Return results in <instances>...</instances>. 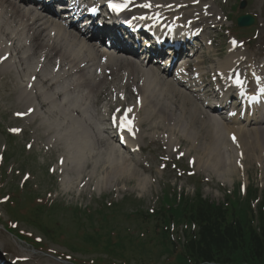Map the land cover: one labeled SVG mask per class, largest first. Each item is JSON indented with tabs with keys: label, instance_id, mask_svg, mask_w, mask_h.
<instances>
[{
	"label": "bare ground",
	"instance_id": "obj_1",
	"mask_svg": "<svg viewBox=\"0 0 264 264\" xmlns=\"http://www.w3.org/2000/svg\"><path fill=\"white\" fill-rule=\"evenodd\" d=\"M154 1L156 3H159L158 0ZM169 3L171 2H168L166 4ZM0 5H2V2H0ZM8 7L9 10L7 11H4L2 8H0V25L3 28L1 29V31L5 39L10 36L14 40L22 42L21 38L23 37V35H20L21 30H27L28 34L24 32L27 34V36H31V34L39 35L34 43H36V46L40 45L42 46V49H44V51H42L43 54H41L42 56H40V58L44 57L45 52L47 53L51 52V50L54 51L58 49L60 47V41L64 42V44H62V50L58 51V53H61L64 57L61 59V65H63L66 60L70 61L69 59H73L72 55H75L76 57L77 51L75 47H77V45L74 41L70 40L66 36L61 37L60 32L56 30L55 37L51 39L47 38L42 42V35L49 32L50 29L45 26L42 27V30L38 29L43 25L42 23L37 24L34 21L30 22L25 17L22 21L16 20V16L20 15L21 13L11 6ZM134 7L136 8L137 14L143 13L142 8L138 7V4H136ZM182 10H184V8H182ZM201 10L202 9L196 11ZM192 17L193 16L191 15L188 16V18ZM15 22H17V24H13ZM4 29L8 34H5ZM79 49L84 52V55L86 56V59L90 63V65L95 66L98 64L95 61L94 57L90 56V52L87 49V46L84 45L81 48L79 47ZM7 52L8 48L6 47V45L0 43V56L4 55ZM22 55V57L28 59L26 60V71L28 74L25 75L24 71L22 73L23 75L19 74L21 84L25 83V86H21V99H23V101L27 103V109L34 105L39 106L40 104H47L45 112L47 114V123L49 125L56 127L60 126L62 128H68L69 124L70 126H75L76 119L74 116L71 115L66 117L64 116V114L61 115L60 112L61 110H63V108H66V106L72 107L73 111L75 113L77 112L78 114L81 112H85L88 110L89 98L84 97L85 101L77 99L74 101V103L73 101H70L66 105H64V103H62V100H60L61 97L63 98V100L71 99L70 94H68V87L61 88L57 86L55 90H50L51 87H49V80L39 81L37 79L34 83L31 84L30 87L27 86L32 76H34L35 74L36 68L34 67L33 70L30 69L31 59L34 58V54L32 50L26 49V51ZM240 56L241 55L237 53L235 54L234 52L230 53L224 61L218 62L215 67H212V72H214L215 74L219 72L220 76L227 78L228 72L235 67L234 60H236ZM238 61L240 62L239 58ZM108 62L114 67H118V63H123V61H121L119 58H110ZM69 63L72 70L78 68L77 62ZM4 65L7 67L5 70L7 72H10V69L12 68L15 69L12 60L8 61ZM46 65H48V63H46L45 66ZM122 67L126 66H124L123 64ZM129 68L131 69V72H133V74L136 73V71H134L137 70L135 64L130 63ZM46 70L47 68L44 67L43 71H45V73ZM123 70L124 69L119 70L118 74H120V72ZM80 73L82 72L76 73L77 75H80V78L86 77L84 74L82 75ZM200 73L202 75L204 74L203 71ZM48 75L49 77L54 76L52 72H50ZM54 77V81L58 83L61 81L58 76ZM147 79L144 81V84H142V86L139 85L141 91V101L138 102L137 106L131 109V115L129 116L128 121H130L132 119V116H134L135 114H139L142 112V116H140L136 120V125L134 127H131L130 133L136 135L137 124L140 130H143V126L147 124L149 126L147 127V131H149L150 137L156 139V136H159L156 140L160 141L161 138L163 141H166L168 148L171 150L173 149V144L175 145V143L177 142H182L184 139L186 141H189V143L195 142V140L201 135V131L194 128V121H189L186 118L187 116L185 115V110L191 105L188 95L180 92V90L176 87H171L169 85L170 82L162 79L159 75H153L151 77H148ZM63 80H67V76L63 77ZM120 81L121 80L119 78L117 80V84L121 86L119 88L120 92L122 93V91L125 90L129 93L130 91L128 85L122 84ZM91 83L93 87H96L93 81H91ZM70 87H72V85H70ZM52 92L53 94L49 95V93ZM57 99H59V102L54 103L53 101H56ZM140 105L141 107L138 108ZM108 108L109 104L104 106L105 113L107 112ZM193 109L195 115L199 118L200 114L202 116L200 117L202 122L211 129L213 140L211 138L210 141H212L213 143L214 150L218 152L220 150L224 151L225 148H227V150L236 148V146L233 147L234 145H236V143L228 141L229 136L232 133H235L234 131L230 130V128L224 129L222 123L216 118L202 115L197 108ZM86 113L88 114V112ZM44 119L46 121L45 116ZM117 123L121 126V122ZM83 126H86V124L83 123ZM86 128L88 129V127ZM125 129H128V127L125 126ZM263 131L264 129L256 127L250 129L249 131H243L239 129L236 132L239 145H241V150L245 151L246 155L253 161L259 154V145L263 139ZM101 133L102 129L98 131L96 130L94 134L93 129H89L87 133L82 132L78 137H76L74 130L71 129L64 135H59V137L62 135L61 140L70 138L73 142L71 143L70 148L67 150V154H65L67 156V159L64 162V170L66 171L67 176H64L63 183L65 182V184H67V189H70L71 187H73L74 183L82 180L83 177L81 176L88 166L91 170V174L89 176L91 177L90 180H93L97 186L106 185L109 188L113 183L123 184L127 182H136V188H140L144 191L147 186H149L148 178L144 175L136 176L134 167L130 165V161L126 153L116 151L112 145L106 147H104V145H101V147H99V143L100 141L103 142L102 138L104 137L103 135H100ZM56 137L58 139L57 135ZM135 140H137V146H140L138 136H136ZM102 147L106 149L105 152L100 151ZM197 160L199 162V158H197ZM207 162L209 165H211L213 163V159L210 158ZM217 164L218 165H215L212 168H218L220 163ZM219 175L221 177L225 176L220 172ZM69 178H71L73 181H69ZM118 185H116V187Z\"/></svg>",
	"mask_w": 264,
	"mask_h": 264
},
{
	"label": "rangeland",
	"instance_id": "obj_2",
	"mask_svg": "<svg viewBox=\"0 0 264 264\" xmlns=\"http://www.w3.org/2000/svg\"><path fill=\"white\" fill-rule=\"evenodd\" d=\"M240 0H227L226 4H228V7H230V4H238ZM262 3V0H250L249 5L246 7V11H256L255 13L261 15V24L264 25V9L261 10L260 5ZM220 3L219 5H221ZM260 8V9H259ZM237 14V11L234 12V16ZM252 37V36H251ZM250 37V38H251ZM246 41V39L244 40ZM11 89L6 90L5 87L3 89H0V123H4L5 127L9 126V122L12 125H15V123L12 120V114L15 111L22 110L21 108H17V103L14 99L15 91L13 84L8 85ZM8 97V99H7ZM12 102V103H11ZM191 107V106H190ZM189 107V108H190ZM187 113V119L190 121H194V128L196 130L201 131V135L195 140V142L189 143V141H186L184 138L182 144H180L181 149L178 151L179 153H188L185 157V159H181L180 163H177L175 160L176 155L174 153H171L170 150H167V147L162 144L160 141H153L151 142L149 138H147L145 145L148 146V148L144 151L143 156L146 158L145 160L147 161V164L144 162L141 166H138L139 171L141 174L146 176L148 178V185L147 188L143 191L142 189H137L136 182H127V183H115L112 186H116L120 188L119 186H124L123 188H127L125 192H122L121 190L116 193L112 194V197L107 200V202H116L118 204V208H121L124 206L121 203L126 200L128 202V205H126L123 209H120L121 215L126 212L130 213L133 211L134 207H139L140 209H144L146 211H149V209L156 208L154 202L156 199L160 198L162 195V189L163 187H166L168 185H171L173 189H176L179 192L186 191L187 194L192 195L196 188L197 185H201V190L205 198L213 200V201H219L223 202V198L226 194L227 191H235L239 184L240 180H245L246 183L245 185L248 187L249 185H258L260 188V191L264 193V154L263 157L259 162H253L251 158H249L246 153L245 155L240 152L239 157L236 156V152H233L231 149L227 150L225 149L224 151H216L213 149V143L211 140H213V136L211 133V129L205 125V123L202 122L201 118L197 117L195 115L194 109H189L185 110ZM144 129L146 131H143L145 134H147V127H149L147 124L144 125ZM149 133V132H148ZM32 134V133H30ZM264 143V141H263ZM16 147L18 148V151L22 152V146L24 143L20 141H16ZM264 144L262 145L263 149ZM35 150V147L33 148L32 152ZM168 151L172 154L169 155ZM264 152V151H263ZM244 155V156H243ZM50 161L55 163V160L53 157L49 154ZM22 157H24L22 155ZM41 158V157H40ZM189 158H194L195 163L194 165L190 166L188 164ZM196 158H199V164H197ZM212 158L213 163L211 165L208 164V160ZM243 158V159H242ZM43 159V158H42ZM161 159H172L171 162H169L166 165V169H162V161ZM45 163L48 161L47 158L44 159ZM241 160L242 165H244V172H241L240 170V163L238 161ZM171 163H175L179 167H173L176 170H173L171 168ZM217 163H220L219 167L214 169L215 165H218ZM236 163H238L236 165ZM135 164V163H134ZM206 164V165H205ZM240 164V165H239ZM39 160L36 159L35 163V168L40 167L39 166ZM241 165V166H242ZM18 166V164H17ZM29 166V160L24 157L20 161V167L25 171L26 173V168ZM41 168V167H40ZM18 169V168H17ZM42 169V168H41ZM183 169H186L187 171H190L193 176H188L187 174H182L179 176V172H182ZM135 170V169H134ZM179 171V172H178ZM223 175L224 177H221L219 175V172ZM39 172H41L39 170ZM23 173V175L25 174ZM218 173V174H217ZM40 183L37 186L29 185L25 191V198H24V203L27 204L30 196L35 199L37 202H45L49 201L50 205L55 204L57 208H59L58 211H52L50 212V215L48 217L49 220L55 219V227L52 229H56L59 227L56 222H59V224L62 227V232H58V234H62L63 236H59L56 238L54 237V234H51V236H47L45 234H41L40 237L43 239V242L41 244H44L42 246H47L46 252L43 250H39L43 253H49L50 252H55L60 256L61 259L65 260L66 258H71L77 259L80 261L83 260H90V262L94 261L96 262L97 259L101 258V260H105L107 264H110L108 257L105 254H97V253H83V251H78L74 252L72 248L73 246H67L70 245L71 242H74L73 239L76 237L77 229L73 225V215L75 214L72 210V208H65L63 205H65L64 202H68V200L65 198L64 201H62L61 196L58 197V199H53L50 195L52 190L56 191L59 189V183L57 184L53 182H48L47 180L50 179V176L48 174L43 175V173H40ZM136 176H139L135 170ZM37 175V173H36ZM14 178L19 180V177H15L13 174ZM23 177V176H22ZM226 177V178H225ZM31 178H36L34 175L31 176ZM230 179V181L233 182L232 186H227L224 184V181H227ZM240 179V180H239ZM35 188V189H34ZM113 188L103 186L100 189V192L102 193L101 196H98V199L104 196H107L108 193L112 190ZM36 190V191H34ZM106 190V191H104ZM88 191V190H87ZM107 193V194H105ZM92 192H89L87 195L92 196L93 199H97L95 197V194L91 195ZM56 196V195H55ZM54 196V197H55ZM52 200H56L52 203ZM63 203H62V202ZM80 204L87 205V202L84 200L79 201ZM89 204H91V208L95 210V208H99V204H94L89 201ZM53 206V205H52ZM239 207H237L238 209ZM109 213V210L107 211ZM83 217V221H86L84 216L80 214V218ZM118 220L121 222L119 225V229H123L126 227H130L131 229H135L137 227V223L134 222H124V216H117ZM7 220V218H4ZM46 218H44L45 220ZM93 220H95L93 218ZM48 222V220H47ZM46 222V223H47ZM50 223V222H48ZM134 224V225H133ZM52 226V225H51ZM20 228L28 231L34 232V228L31 227L29 224H20ZM86 229L90 230V222L86 224ZM136 234L138 231L136 230ZM6 238H11L8 234H5L4 232L0 231V239H6ZM17 245H22L20 242H16L13 240ZM81 242V241H80ZM15 248V247H12ZM19 249L16 250V253L18 254ZM149 253V252H148ZM147 255V254H146ZM149 260L151 259H160L158 263L155 264H171V262L165 260V255L158 253V255H154V253H150L147 255ZM136 257L139 258V260H142L141 258L145 257L144 255L137 253ZM41 261V259H39ZM73 262V261H72Z\"/></svg>",
	"mask_w": 264,
	"mask_h": 264
},
{
	"label": "trees",
	"instance_id": "obj_3",
	"mask_svg": "<svg viewBox=\"0 0 264 264\" xmlns=\"http://www.w3.org/2000/svg\"><path fill=\"white\" fill-rule=\"evenodd\" d=\"M199 205H202L201 213L194 216L192 222L188 219L197 227V232L190 231L186 245L194 259L212 261L214 256H219L225 258L224 262L241 259L252 264H264V213L259 217L258 228H255L241 220L228 224L220 209L204 202Z\"/></svg>",
	"mask_w": 264,
	"mask_h": 264
},
{
	"label": "snow or ice",
	"instance_id": "obj_4",
	"mask_svg": "<svg viewBox=\"0 0 264 264\" xmlns=\"http://www.w3.org/2000/svg\"><path fill=\"white\" fill-rule=\"evenodd\" d=\"M135 0H108V4H107V7L109 9H111L113 12H116V13H119V12H122L126 9L129 8V5L130 4H134ZM138 7H141V8H151L153 7V5L150 3V2H145L143 4H140L138 5ZM157 7H159V5H157ZM89 11L95 13L97 11V9L95 7L89 9ZM140 19H145V17H140ZM236 83L238 85H243V81L239 79V77H237L236 79ZM119 111V110H117ZM128 111L130 112L131 109H128ZM121 125L122 126H127L129 131H131V122L128 121L127 122V125H125V122L124 121H121Z\"/></svg>",
	"mask_w": 264,
	"mask_h": 264
}]
</instances>
